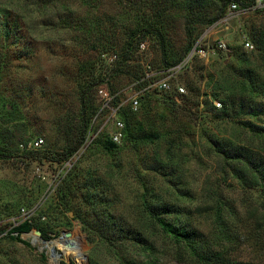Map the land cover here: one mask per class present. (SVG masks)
<instances>
[{"label":"rangeland","instance_id":"374dc122","mask_svg":"<svg viewBox=\"0 0 264 264\" xmlns=\"http://www.w3.org/2000/svg\"><path fill=\"white\" fill-rule=\"evenodd\" d=\"M121 1L122 3L120 0H96L87 6L82 0H0V12L7 11L10 18H20L18 36H23L11 48H0V58L10 61L9 68L0 74V132L8 130L5 136L17 144V153L23 151L21 144L28 145L38 139L43 144L33 152L41 154L61 152L75 143L81 107L78 69L97 53L101 60L98 68L101 67L103 73L109 71L111 60H115L121 53L120 47L124 42L126 28L130 25V16L151 17L155 13L164 14L167 39L172 50L180 54L186 40L184 12L167 10L169 3L166 0ZM218 6L219 4L209 5L208 14H214ZM253 13L230 14L214 25L201 29L191 24V28L196 26L200 31L197 44L205 47L207 52L190 61L187 56L181 65L183 69L176 73L173 87L181 85L186 89L184 97H178L176 101L179 108L164 102L160 95H154L143 117L144 108L139 105L136 112L138 122L144 132L152 137L139 142L137 150L122 142L118 145V151L110 156L94 145L96 138L108 136L112 131V122L109 110L100 111L102 104L96 89L88 94V101L95 104L98 111L91 122L86 146L70 159V164L72 167L82 155L85 156L84 166L88 173L109 184L111 191L108 197L115 202L117 214L144 225L138 207V197L142 192L141 180L153 189L158 199L176 201L186 206L190 213L184 216L185 219L202 233L209 235L216 230L212 213L207 210L198 212L196 208L204 209L207 203L211 204L210 200L216 198L236 202L237 207L244 205L243 200L249 206L250 202L258 200L255 193L242 190L225 172L222 161L208 145L210 136L235 143L244 142L243 144L253 149L261 147L257 138L231 121L217 120L218 115L213 107L220 108L216 105L219 101L210 103L208 97L213 90V85L209 82L210 76L219 79L225 74L227 67L234 65L227 50L217 48V43L222 42L226 47H232L241 46L243 41H248L253 45L246 29L259 22L264 24V17ZM96 18L103 24L102 31L98 34L102 42L97 44L91 43L93 40L84 41L71 26L62 24L65 19L74 25L78 20L90 21ZM106 41L114 45L113 51L106 50ZM146 43L148 50L138 52L134 61L129 64L136 69L141 68L142 72L148 66L153 70H160L161 51L157 40L149 36ZM2 44L0 37V46ZM250 59L254 63L251 68L261 70L259 75L261 79L264 78V61L261 62L258 56H251ZM187 84L194 88L190 94L185 86ZM103 86L112 95L109 89L111 87L114 96L120 98L123 106L128 105L138 92L132 78L127 75H120ZM206 100L210 105L202 106ZM141 105L144 106L143 103ZM5 107L9 114L4 111ZM111 107L116 110L113 101ZM9 117L11 122L5 123ZM89 145L92 147L89 148ZM61 166L50 162L0 159V224H7L8 219L22 207H35L36 215L32 220L47 228L50 240L46 242L55 245L59 262L86 264L87 254L92 246L87 244L81 225L72 221L70 229L63 225L57 226L56 222H62L63 217L59 211L49 208L55 206L56 200L54 192L48 191V185ZM154 167L157 173L153 172ZM160 173L171 175L172 180L178 182L176 186L186 196L175 200L173 188ZM59 183L54 181L55 188ZM212 191H216L218 195L209 199L208 193ZM42 212L48 213L43 215ZM240 212L243 218L237 228L228 226L226 229L232 240L225 244L226 254L237 261L264 264V226L257 228L254 219L248 215L245 217V207L240 208ZM40 214L45 216V221L40 220ZM55 219L58 221L55 222ZM63 231L70 232V236H61ZM150 231L155 235L153 238L156 249L159 248L154 256L155 264H179L169 254V243L164 240L160 230L151 227ZM59 241L76 247V256L65 255ZM97 254L101 263L113 262L101 246L97 247ZM56 261L50 259V253L46 249L40 251L38 247L27 248L19 242L0 239L1 264H57Z\"/></svg>","mask_w":264,"mask_h":264},{"label":"trees","instance_id":"16d2710c","mask_svg":"<svg viewBox=\"0 0 264 264\" xmlns=\"http://www.w3.org/2000/svg\"><path fill=\"white\" fill-rule=\"evenodd\" d=\"M93 1L96 0H82L83 4L87 6H90V2ZM166 1L169 3L167 4V10L176 9L185 13L187 25L184 32L186 40L180 54L172 50L167 39L164 27V14L155 13L151 17L140 15L132 18L130 16V25L126 28L124 42L120 47L121 53L117 55L115 60L110 62L109 71L103 73V69L101 67L98 68L101 60L97 53H95L94 57H90L82 63L78 69L81 107L79 131L75 143L54 154H41L40 152L25 150L19 154L15 151L17 144L15 145L9 137L5 136L8 130H4V132H0V159L14 158L21 161L50 162L59 165L77 156L79 151L86 146L91 131V122L98 111V107L88 101V94L93 89H96L97 92V88L105 84L108 85L110 80L120 75H127L132 78L138 90L144 89L146 86V82L140 81L143 77L141 68L136 69L134 65L129 64L134 61V56L139 52L140 43L146 42V38L149 36H153L157 40L161 51L160 62L162 66L160 70L181 66L197 44L196 40L200 34L196 26L191 28V24L197 25L200 29L214 25L227 15V9L232 2H235L239 9L249 8L252 5V0ZM120 2L122 3L121 0ZM213 4H219V6L216 12L210 15L208 14V6ZM252 12H254L255 16L264 17V8ZM19 19L17 16L10 18V14L7 11L0 12V37L3 42L0 46L1 49H9L20 38H23L21 35L18 36L20 31ZM62 24L67 27L71 26L84 41L93 40L91 43L96 44L102 42L98 34L102 31L103 24L97 18L90 21L87 19L78 20L74 25L68 19H65ZM246 33H248L253 43V49L245 50L243 42L241 46H227V53L230 55L234 65L227 67L225 74L221 75L219 79H213L210 76L209 82L212 83L213 90L208 97L210 103L219 101L220 108L216 109L213 107V110L218 115L216 117L217 120L231 121L241 130L257 138L261 147L253 149L243 144L244 142L235 143L220 137L210 138V136L208 145L222 161L225 172L237 182V185L242 190L252 194L255 193L258 200L250 202V206L245 203L247 202L246 200H243L244 205L237 207L236 202L221 201L216 198L210 200L211 204L207 203L203 207L204 209L196 208L195 210L198 212L207 210L212 213L216 230L209 235L202 233L199 229L192 226L188 219H185L184 216L190 213L186 206H182L176 201L167 202L158 199L153 193V189L141 180L142 192L138 197V207L144 221V225H142L139 222L129 221L115 212V202L108 197V193L111 191L109 184L103 179L88 173L84 166L86 158L82 155L72 165L58 187L55 188L53 194L56 200L55 206L49 208L59 211V214L63 217L64 222L55 219V222L58 221L56 222L57 226L63 225L70 229L72 221H77L81 225L87 244L92 246L91 251L87 254L86 264H103L97 258L98 246L105 249L107 255L111 257L113 260L111 264H155L154 256L159 251V248L156 249L153 238L155 235L150 231L151 227L160 230L164 240L169 243V254L179 264H254L231 259L226 254V245L228 242H232L230 235L226 233V229L228 226L237 228V224H240L243 218L240 208L245 207V217L248 215L251 219H254L257 228L264 226V78L261 79L259 75L261 70L257 71L251 68L254 63L250 59L251 56H258L261 62L264 61V24L259 22L251 25L246 29ZM102 34H104V31ZM110 43L106 41L107 51L114 50V45ZM201 48L206 50L205 47ZM195 56L198 55H193L189 61L196 58ZM9 66L10 61L0 58V74L4 73ZM139 81L140 83H137ZM185 86L189 94L194 91L190 84ZM109 89L114 96L113 89L111 87ZM154 95H160L164 102L177 108L180 106L176 104V99L184 97V95L179 96L176 94V86L173 87V83H171V90L168 92L146 90L138 100V107L140 105L144 108L143 117L146 115L144 114L147 111L146 107H150ZM113 103L118 108L117 118L124 126L122 142L137 150L138 143L151 138L152 135H147L144 132L142 125L138 122L136 113L138 108L134 111L131 102L123 106L120 98L114 96ZM142 103L144 106L141 105ZM210 103L206 100L202 106L206 105L207 107ZM4 111L9 114L6 107ZM10 120L9 117L5 123H10ZM0 126L2 125L0 124ZM94 145L102 148L110 156L119 149V146L112 143L106 135L96 138ZM90 147L92 145H89ZM155 169L156 167L152 168L153 172L157 173ZM160 175L165 177L167 183L173 188L175 200L186 196L184 191L176 186L178 182L172 180L171 175L168 173H160ZM46 194L47 192H45L44 196ZM213 195L217 196L218 194L216 191L208 193L209 199ZM44 213L47 214L48 212H42L41 214L44 215ZM70 213L72 214L71 219H69ZM9 228L10 225L8 223L0 224V236ZM33 229L40 233L42 239L50 240L47 228L35 224L33 220L26 221L12 230L28 233ZM1 238L19 242L30 248L28 243L21 241L18 237L7 235ZM41 258L44 259V256L41 255ZM60 264L64 263L61 262Z\"/></svg>","mask_w":264,"mask_h":264},{"label":"built area","instance_id":"2783aa9c","mask_svg":"<svg viewBox=\"0 0 264 264\" xmlns=\"http://www.w3.org/2000/svg\"><path fill=\"white\" fill-rule=\"evenodd\" d=\"M264 8V0H252V5L249 8H244V9H239L238 5L235 2H232L228 9H227V15L230 14H234V13H249L251 11L254 10H261ZM225 16V17H226ZM225 19V18H224ZM146 42L140 43L139 45V52H144L148 50V47ZM200 47V48H199ZM217 48L219 49H224L228 51V48L225 46V44H223L222 42H218L217 43ZM243 48L247 51L252 50L253 49V45L248 42V41H243ZM207 52V50L201 48V46H199L198 44L195 45V47L193 48V50L190 52L189 56H188V60L193 56V55H198L199 57L204 56V54ZM112 62V60H111ZM182 66H177L175 68L172 69H168V70H153L151 69L150 66L147 67L146 70L143 71V77L140 81H144L146 82V86L144 87V89L138 90L137 93L134 94V96L131 98L130 102H131V106L132 109L134 111L137 110L138 108V100L139 97L143 94L144 91L146 90H157L160 92H168L171 90V83L174 82L175 79V75L177 72H179L181 70ZM137 82V83H140ZM136 85V83H135ZM98 96L100 97V102L102 104V107L100 109V111H104V110H109L110 111V117L109 119L112 122V131H110L108 133V137L109 140L116 144L119 145L122 142L123 139V123L117 118V107L115 108L116 110L114 111L113 108L111 107V103L113 101V95H111L108 90L104 87L101 86L98 88L97 90ZM186 93V90L183 86L177 85L176 86V94L181 96L184 95ZM177 101V99H176ZM217 107H220V104L217 103L216 104ZM108 122V121H107ZM43 144V141L41 139L38 140H34L33 142H30L28 145H24L21 144L20 147L25 150V151H36L39 148H41ZM71 160L65 161L63 162L60 167V169L58 170L54 180H52V182L48 185V191H52L54 192L55 190V186H54V181H57V184L60 182L61 177L63 175L66 174V171H68V169L71 167ZM66 169V171H65ZM42 179L44 180V177H42ZM36 215V208H30V209H26L24 207L20 208L17 212V214L12 215L9 219H8V224L10 225V228L4 232L3 234H1L0 237H4L7 235H10L12 237H18L21 241L28 243L30 245V247H38L40 248V251H43L44 249H42L40 247V243L41 242H46L49 240H44L42 239L40 233L39 235H37L33 230H31L28 233H22V232H17V231H13L12 229L14 227H17L18 225L32 220ZM45 216L41 215L40 216V220L41 221H45ZM1 223V222H0ZM11 231V232H9ZM9 232V234H8ZM67 233V231H63L61 233L62 235H65ZM35 239V241H34ZM56 255L58 256L57 258V264H60L61 262H59V254L56 251ZM50 259H51V255H50Z\"/></svg>","mask_w":264,"mask_h":264},{"label":"bare ground","instance_id":"6f19581e","mask_svg":"<svg viewBox=\"0 0 264 264\" xmlns=\"http://www.w3.org/2000/svg\"><path fill=\"white\" fill-rule=\"evenodd\" d=\"M73 239V238H72ZM34 241H35V239H34ZM62 241V240H61ZM63 242V241H62ZM62 242H60L59 241V246L61 247V249H62V251L64 252V254L65 255H67V254H70V255H75L76 256V252H77V250H76V247H74V246H70V245H65V243H62ZM53 243V242H52ZM68 243V242H67ZM75 245V244H74ZM40 247L42 248V249H46L49 253H50V255H51V260L53 261V262H55L56 260H57V258H58V256L56 255V250H55V245H53V244H50L49 242H41L40 243ZM54 264V263H53Z\"/></svg>","mask_w":264,"mask_h":264},{"label":"water","instance_id":"95a60500","mask_svg":"<svg viewBox=\"0 0 264 264\" xmlns=\"http://www.w3.org/2000/svg\"><path fill=\"white\" fill-rule=\"evenodd\" d=\"M69 217L72 218V214H71V213L69 214ZM35 233H36L37 235H39V232H38V231H36ZM65 236H66V237H69V236H70V232H67V233L65 234ZM85 258H86V257H85Z\"/></svg>","mask_w":264,"mask_h":264}]
</instances>
